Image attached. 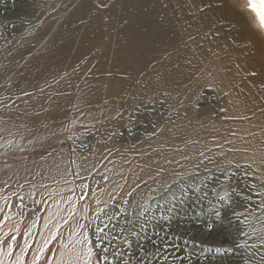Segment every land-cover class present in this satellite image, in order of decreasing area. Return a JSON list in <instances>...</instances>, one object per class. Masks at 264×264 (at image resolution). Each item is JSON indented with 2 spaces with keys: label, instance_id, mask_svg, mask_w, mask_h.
Returning <instances> with one entry per match:
<instances>
[{
  "label": "bare ground",
  "instance_id": "obj_1",
  "mask_svg": "<svg viewBox=\"0 0 264 264\" xmlns=\"http://www.w3.org/2000/svg\"><path fill=\"white\" fill-rule=\"evenodd\" d=\"M243 5L0 0V166L20 144L38 162L67 136L91 148L90 171L0 192V207L24 197L22 214L0 213L17 253L29 247L31 261L59 224L40 256L56 264L88 221L90 241L97 225H109L106 246L116 237L110 264H245L235 245L264 251V30Z\"/></svg>",
  "mask_w": 264,
  "mask_h": 264
},
{
  "label": "snow or ice",
  "instance_id": "obj_2",
  "mask_svg": "<svg viewBox=\"0 0 264 264\" xmlns=\"http://www.w3.org/2000/svg\"><path fill=\"white\" fill-rule=\"evenodd\" d=\"M246 4L247 7L245 8L243 6L240 11L255 12L259 21L260 29L264 30V0H260L259 6L257 4V0H246ZM99 6L106 7V5L103 3H101ZM54 135L56 134L54 133ZM77 140H79L78 147L75 146ZM65 142H71L73 145L67 149V155H65L63 148ZM13 144L14 141H8L10 148ZM29 144H31V141H29ZM85 150L90 151L91 148L89 145H86L83 142V135L79 137L67 136L65 140H61V149L59 151L53 149L52 151H46L42 153L40 155V161L38 162L36 160L29 161L28 157L25 155L28 149L23 144L16 145L15 150H10L4 154V163L2 166H0V175H3L4 177L2 180H0V192L13 190L14 188L23 190L25 184L33 187H36V185L39 184L40 187H44L45 185L40 183L41 181L52 179L55 182L57 177H62L64 175L79 176L82 170L90 171L88 168L89 157L84 154ZM49 160H51L50 164ZM73 165L76 166V171H71ZM53 172H55V175H53ZM37 177H39V181H37ZM104 179L107 181L108 178L105 177ZM21 181H23V183ZM84 187L87 188V185ZM140 187L141 185L137 184L135 188L127 193L129 199L125 201V203H128L130 207L133 205L139 207L136 197L142 195L141 192L137 191L140 189ZM13 195H15L20 200V205L10 203L9 199L5 197L3 200V207H0V213H4L5 208L19 207L21 208L22 214L23 207H26V205H24V197L19 196V194L14 191ZM109 199H114V197H109ZM220 200L223 202L225 197H220ZM33 202L35 203V200ZM261 204H264V200H261ZM100 215L105 216L107 220L111 222L113 219H115L118 213L113 212L110 214L108 211L100 209L97 212V218H99ZM8 219L9 217L5 213L3 218L0 219V226L7 222ZM88 223H91V221H88ZM88 223L78 225L80 232L77 233V235L82 237L80 240L71 242L70 246H66L61 243L60 249H57V252L60 253V259L58 262H56V264H110L109 247L114 245L116 237L113 236L112 244L106 246L105 242L110 235V232L108 231L109 225H97L95 229L97 242H92L89 240L88 234L85 232V229L88 227ZM125 223L132 224L134 222L126 220ZM55 227L57 231L51 232L49 237V240L51 241H56L59 239V224H56ZM112 227L114 229L115 225ZM17 231H19V229H17ZM123 231L126 232L128 229L125 228ZM4 235L7 236V239L3 238V236H0V264H41V254H43L45 250L49 252L52 251L51 248L47 247L49 240H46L44 242L45 246L38 249L37 253L34 254L31 261H29L26 257V253L31 249L27 246L20 247V251L17 253V236L13 233ZM70 235H72V233H70ZM241 235L246 234L241 230ZM257 239L260 240V248L264 249V234H258ZM123 243L128 244V240L125 238ZM77 244L79 245L78 248L76 247ZM25 245H27L26 241ZM235 247H244L248 250V256L245 257V264H253V258L257 255L259 256V264H264V251L257 250L256 244H245L243 246L237 244ZM64 250H68L66 259ZM217 251H219V249H217ZM116 254L117 253L114 249L112 255L115 257ZM123 255V253H120L121 259L123 258ZM54 261H56L55 255L51 259L45 257L43 264H54Z\"/></svg>",
  "mask_w": 264,
  "mask_h": 264
},
{
  "label": "rangeland",
  "instance_id": "obj_3",
  "mask_svg": "<svg viewBox=\"0 0 264 264\" xmlns=\"http://www.w3.org/2000/svg\"><path fill=\"white\" fill-rule=\"evenodd\" d=\"M243 6H244L245 8L247 7L246 5H243ZM243 6H236V8L238 7L237 9L239 10V9H240L241 7H243ZM256 258L258 259L259 256L257 255ZM256 258H254L253 260H255ZM258 260H259V259H258ZM255 261H256V260H255ZM254 263H255V262H254Z\"/></svg>",
  "mask_w": 264,
  "mask_h": 264
},
{
  "label": "water",
  "instance_id": "obj_4",
  "mask_svg": "<svg viewBox=\"0 0 264 264\" xmlns=\"http://www.w3.org/2000/svg\"><path fill=\"white\" fill-rule=\"evenodd\" d=\"M257 4H258V6H259V4H260V0H257Z\"/></svg>",
  "mask_w": 264,
  "mask_h": 264
}]
</instances>
